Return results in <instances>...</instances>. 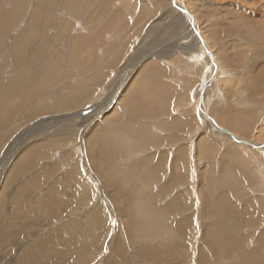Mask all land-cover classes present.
Masks as SVG:
<instances>
[{
  "label": "rangeland",
  "instance_id": "374dc122",
  "mask_svg": "<svg viewBox=\"0 0 264 264\" xmlns=\"http://www.w3.org/2000/svg\"><path fill=\"white\" fill-rule=\"evenodd\" d=\"M103 1L93 0L89 7L90 2L73 0H0L4 91L11 93L16 82L25 90L40 82L29 76L42 70L46 57L69 65L78 35L95 45L85 49L86 55L112 67L103 69L110 76L99 80L92 105L54 110L64 89L53 87L55 76L47 78L51 86L42 93L48 108L30 120L25 117L30 110L0 103V226L20 242L13 248L11 238L0 248L10 250L11 243L10 258L22 260L29 245H42L37 237L55 223L67 227L54 234L49 243L54 248L46 252L41 246V252L28 255L33 264H264V0H176L195 12V24L175 0H105L102 9L118 20L112 18L105 28L100 22L96 30L89 18ZM19 10L24 15L44 11L47 21L35 28L27 21L14 23ZM114 45L124 49L116 51ZM106 48L110 55L104 54ZM113 58H120L116 65ZM80 80L73 76L67 84L74 88ZM129 104H135L130 114H137V125L151 116V137L161 143L148 147L117 138L115 150H123L109 159L117 169L94 164L89 156L93 128L123 114ZM88 106L92 121L79 122ZM206 112L226 131L213 128ZM134 135L140 142L143 135ZM199 144L206 146L202 153ZM35 147L40 149L33 154ZM182 147L189 154L185 164ZM148 151L166 154L160 182L144 185L154 196L161 193L149 199L148 208L159 212L152 216V207L143 215L133 208L144 204L134 179L146 172ZM160 157L154 155L153 161ZM126 164L132 166L128 181L117 176ZM174 197L181 200L180 208ZM52 207L58 218L51 219ZM149 216L158 224L155 230ZM40 220L53 221L46 228ZM181 244L185 249L178 250Z\"/></svg>",
  "mask_w": 264,
  "mask_h": 264
},
{
  "label": "bare ground",
  "instance_id": "6f19581e",
  "mask_svg": "<svg viewBox=\"0 0 264 264\" xmlns=\"http://www.w3.org/2000/svg\"><path fill=\"white\" fill-rule=\"evenodd\" d=\"M69 1H72V0H69ZM74 2H84L85 5H86V2H90V5L89 7H92L93 6V0H84V1H79V0H73ZM98 1V0H97ZM77 2V3H78ZM93 2V3H92ZM71 3V2H70ZM95 3L97 4L98 2L95 1ZM73 4V3H71ZM175 4L177 5V7L179 9H181L182 11H185L184 7L180 6V4L178 2H176L175 0ZM74 5V4H73ZM105 5H107V3L105 4V0L103 1L102 5H100L101 7L98 9V14L96 16H91L90 15V21L91 23L96 27V30L98 29L99 25L103 22H105L106 26L105 27H108L111 25V21H112V18H116L117 19V14H115V16H113V14L110 13V11H106V9H102V7H104ZM43 6V5H42ZM76 6V5H75ZM98 6V5H97ZM39 7V6H38ZM88 9V8H87ZM26 11V10H25ZM186 13L191 17L193 18L194 20V24L195 22H197V15L195 14L194 11H189L188 9H186ZM29 12V11H28ZM27 13V12H25ZM94 13V12H93ZM110 14L112 16H110ZM93 15V14H92ZM13 22L14 23H22L23 21H27L29 23V25L32 27V28H35V26L38 24V23H45L47 21V16L45 14L44 11H39V10H33L31 11V13H28V14H25L24 15V12L23 10H19L17 11L14 15H13ZM25 19V20H24ZM99 21V24H97V22ZM101 22V23H100ZM115 23V22H114ZM66 26H67V23H64ZM115 25V24H114ZM197 26V25H196ZM103 28V29H104ZM4 31L5 30H1L0 29V36H3L4 34ZM201 32V30H200ZM198 33V31H197ZM198 37H201L199 34H198ZM196 39V37H195ZM197 40V39H196ZM203 40V39H202ZM203 42V41H202ZM108 45H111L113 44V41H109L107 43ZM203 44H205L203 42ZM209 44V43H207ZM92 45V46H91ZM93 47L95 46L93 43H91L90 41L86 40L84 37H80L79 35L77 36L75 42H74V46H73V53L72 55L70 56V62H69V65L67 66H61L59 65L58 62L54 61V60H50L48 57H46L44 59V62H43V67H42V70L41 71H38V72H35V73H31L29 78L31 81H33L34 79H36L37 77L39 78L40 82H34V86L32 87H29L27 90H25V85L23 82H16L13 86H12V90H11V93L8 92V90H5L3 89L2 87V82L0 83V103L5 100V103H6V107L9 109V105L12 106V108L16 109L19 108L20 110H30L29 113L25 114V117L32 119V115L35 114V113H41L43 112L44 110H46L48 107L46 104H44L43 102V95L42 93L45 92L48 87L51 86L50 82L47 80V78L49 76H55V79H56V82L54 83L53 87L60 84L58 87L59 89H63L61 92H59V97L57 98V103L53 106L54 110H56L57 108H63V109H60V110H65V109H69L70 108H75V106L77 107V109L81 108L82 106L84 105H87L88 103H91L92 100H96V96L94 94V91L97 87H99L100 85H102V83L99 82V80H105L106 78H108V76H110L109 73H106L105 70L103 69H109V68H112L110 67L109 64H106V65H103L101 66L100 64V61H98V58L96 60H93V57L92 56H88V54L86 55L85 53V49L87 47ZM43 48V46H42ZM207 48V47H206ZM209 48H210V45H209ZM111 49V48H110ZM114 49H117L116 51H118L119 49H124V47H118L117 45H114ZM105 50H107L106 52H104V54H109L110 50L108 48H106ZM210 51V50H209ZM177 52V51H176ZM113 53V52H111ZM114 54V53H113ZM214 54V53H213ZM86 55V56H85ZM212 55V53H211ZM212 58L214 59V62L216 61L215 60V56L213 57L212 55ZM114 59V60H113ZM113 63H115V65L118 63L119 59L117 60L116 58H113ZM152 61V60H151ZM150 61V62H151ZM107 63H109L107 61ZM112 62H110L111 64ZM60 67H63L60 68ZM51 70H56L54 72H52ZM91 73V74H90ZM81 74V76H80ZM82 74H85L82 75ZM73 76H76L77 78H80L81 80L77 83L75 82L76 84H74V88H72V86L69 85V83L67 84V79L73 77ZM66 77V78H64ZM216 77V76H215ZM66 80V81H65ZM70 81V80H69ZM48 82V84H47ZM110 82V80H109ZM47 84V85H46ZM164 84V83H162ZM27 91V92H26ZM124 91V90H123ZM13 95V96H12ZM40 96V97H37V96ZM3 98V99H2ZM205 98V97H204ZM201 101V100H200ZM112 103V102H111ZM28 104V106H27ZM95 105V104H94ZM92 106H90L89 108H85V111H86V115H83L82 113H79V118H77V120L80 122H89L92 121L93 119V116H94V112H89L91 111V108ZM128 107H132L134 108L133 105H128ZM91 108V109H90ZM96 108V107H95ZM84 108H82L81 110H83ZM94 109V108H93ZM202 109V108H201ZM59 110V109H58ZM25 111V112H26ZM128 111V110H127ZM66 112V111H65ZM110 112V111H109ZM131 111H128L126 114H122V115H118L117 117H114V119H110L109 120V123H103V124H99V123H96L98 125H96L94 128H93V138H94V141H97L99 142L100 146L103 148V149H107L109 150L110 152V155H120L119 152H121V150L123 149H119V150H115V145L118 144L117 141L119 139L118 142L119 143H123V141L125 139H128V138H138L137 136L134 135V132L136 134H142L143 136L145 134H147V144L146 146L149 147V145H153L152 143H150V138H149V135H148V117L145 118V121L142 120V122H140L139 125H137V122L138 120L136 119L137 118V114L134 113V114H130ZM142 114V113H141ZM62 115V114H61ZM206 115L207 117H211L207 112H206ZM24 117V115H23ZM59 118V117H58ZM63 118V117H62ZM208 118V119H209ZM212 118V117H211ZM61 119V118H60ZM65 119V117L63 118ZM67 119V117H66ZM186 119V118H185ZM184 119V120H185ZM211 120H214L212 121V125H213V128H216L220 131H226L222 128V126H219L218 123H216L217 121H215V119H211ZM60 121V120H59ZM64 121V120H63ZM51 123V121L49 122ZM183 123H185L183 121ZM83 124V123H81ZM182 124V123H181ZM76 125V124H74ZM72 125V126H74ZM185 125V124H183ZM189 125V124H188ZM78 126V125H77ZM88 126V125H87ZM211 126V124H210ZM82 127V126H81ZM90 127V126H89ZM179 127H182L179 125ZM184 127V126H183ZM65 128V127H64ZM227 129V128H226ZM179 130V129H177ZM72 131V130H71ZM88 131V130H87ZM86 131V132H87ZM222 131V132H223ZM229 132V130H228ZM91 133V132H90ZM232 133V132H231ZM227 134V133H226ZM61 135V134H60ZM235 135V134H234ZM84 136V135H83ZM61 137V136H60ZM75 137V136H74ZM77 137V136H76ZM75 137V138H76ZM142 137V136H141ZM177 138L176 136H172V138L174 139ZM234 137V136H233ZM92 138V137H91ZM235 138V137H234ZM237 139V138H236ZM241 139V138H240ZM243 139V138H242ZM241 139V140H242ZM238 140V139H237ZM128 141V140H127ZM249 141V140H248ZM248 141H245L244 143L245 144H248L249 142ZM85 142V141H84ZM129 142V141H128ZM247 142V143H246ZM252 143V142H251ZM201 144V143H200ZM199 144V149L202 153V148H206V146L204 147H201V145ZM202 144H205V142H203ZM252 144H256V143H252ZM258 144V143H257ZM76 145V144H75ZM207 145V144H205ZM260 145H263L264 147V143L260 144ZM258 145V146H260ZM185 146V145H184ZM128 147V145H127ZM187 147V146H186ZM186 147H182L181 148V152H180V155H181V160H182V163H185L183 160L186 159L187 155L188 154V150ZM36 150H39L40 147H35ZM114 150V151H113ZM127 150V149H126ZM16 151V149H15ZM24 151V150H23ZM149 152V151H148ZM161 156L159 158V160L157 162H154L155 159H154V155H158ZM150 155H153V156H150ZM166 155L165 153H156L155 152L152 154V152H149V155H147L146 157V162L145 164H143L144 168L146 169V172L142 173V172H138V174H135V182H136V179H137V182L136 184L138 183L140 185V190L138 193V196L137 198L139 197L141 191H142V194H145L143 200H144V204H141V206H138L136 205L134 208V210L136 209L138 213L142 214L148 210H152L151 207L152 205H150V207L148 208V203L150 204L151 203V200L149 199H152L153 197L156 198V195L157 196H161L158 191L156 192L157 194H155V196L153 195V189L152 191L150 192H146L145 189H144V185H152L153 182L155 181H158L159 179H161V176H159V174L162 175V168H165L166 167V157L164 156ZM33 156V154H32ZM31 156V157H32ZM20 157V156H19ZM29 156H27L28 158ZM46 158V157H45ZM157 158V157H156ZM26 159V158H25ZM154 159V161H153ZM27 161V160H26ZM33 162V160L31 161ZM35 162V161H34ZM7 163V162H6ZM14 163V161H13ZM18 163V161H17ZM17 163H14L13 165L17 164ZM21 163V162H20ZM25 163V161H24ZM19 164V163H18ZM30 164V163H28ZM50 164V163H49ZM152 164V165H151ZM12 165V166H13ZM21 165V164H20ZM26 166V165H24ZM151 166V167H150ZM6 167V166H5ZM29 167V166H28ZM14 168V166H13ZM17 168V167H16ZM35 168V167H34ZM25 169V168H24ZM29 169V168H28ZM166 169V168H165ZM35 170V169H34ZM136 170V169H135ZM16 171V170H15ZM21 171H24L23 169H21ZM126 172V171H125ZM125 172H122V171H118V174L119 175H123ZM18 173V172H16ZM19 173H20V170H19ZM25 174V173H24ZM28 174V173H27ZM38 175V174H37ZM24 176V175H23ZM42 176V175H41ZM45 176V175H44ZM175 177H178V176H175ZM46 178V177H44ZM180 177H178L179 179ZM43 179V178H42ZM49 179V178H47ZM27 181V180H26ZM33 181V180H32ZM36 182V181H35ZM43 182V181H42ZM44 182L46 183L47 181L44 180ZM37 183V182H36ZM35 183V184H36ZM44 183V184H45ZM29 184V183H28ZM32 184V183H31ZM34 184V185H35ZM42 184V183H41ZM24 185V184H23ZM27 185V184H26ZM138 185V186H139ZM30 186V185H29ZM28 186V187H29ZM36 186V185H35ZM32 188V187H31ZM27 189V188H26ZM162 192V191H161ZM22 195V194H21ZM5 196V195H4ZM179 197V196H178ZM180 198V197H179ZM114 200V199H113ZM112 200V201H113ZM155 200V199H154ZM181 201V200H180ZM179 199L174 197V202H175V207L177 208H180L178 205L180 203ZM153 203V202H152ZM174 207V208H175ZM153 210L152 212H148L150 213V215L152 216V214H159V212L157 210H155L154 206L152 207ZM139 209V210H138ZM165 213L166 214V210L165 209H162L161 210V213ZM172 213V212H171ZM90 214H94V212H91ZM137 214V213H135ZM169 214V213H168ZM163 215V214H162ZM52 216V215H50ZM92 216V215H91ZM165 216V215H164ZM150 217V216H149ZM47 218V217H46ZM56 217L52 216L51 219H54ZM96 218V217H95ZM94 217H91L92 220L95 219ZM45 222H52L53 220H44ZM145 223V222H144ZM144 223H141V225H138L140 228L141 227H145V224ZM150 223H151V228L153 230H155L157 227H158V224L157 222L155 221L154 218L150 217ZM8 224V223H7ZM9 225H11L9 223ZM17 226V225H15ZM151 229V230H152ZM234 230V229H233ZM59 232H61V230L59 229ZM15 233V232H14ZM62 236V235H61ZM60 237V236H59ZM207 239L210 240L209 238V235H206L204 237V239ZM58 240H60V238H57ZM12 241V240H11ZM53 240L51 239V242ZM63 241V240H62ZM231 241V240H230ZM213 243H215V241H212ZM19 243V240L18 239H14L12 245H13V248H14V245L15 244H18ZM182 245V244H181ZM42 245H38V246H35L33 248V250L35 251H39V249L41 248ZM55 246V245H54ZM185 249V246L184 244L182 246H180V248H178V250H181V248ZM235 247V245H234ZM13 248L10 250V252L8 251H0V264H9V262L11 261L12 262V258H10V254H12V250ZM241 246L238 245V249H240ZM2 249V248H0ZM42 249V248H41ZM40 249V250H41ZM47 249V251H46ZM44 250L46 252H48V248H44ZM15 251V250H14ZM235 251V250H234ZM41 252V251H39ZM43 252V251H42ZM44 254V252H43ZM42 254V255H43ZM46 254V253H45ZM25 255V254H24ZM41 255V254H40ZM39 255V256H40ZM36 256V255H35ZM38 256V258H40ZM12 257V256H11ZM241 257V256H240ZM21 258V257H20ZM33 258V257H31ZM27 256L23 257L22 260H19V257L18 259L16 260V264L18 262V264H33L32 262L29 261V259H31ZM35 258V257H34ZM45 259V258H44ZM37 260V259H36ZM38 261V260H37ZM40 261V260H39ZM248 262V260H246ZM245 261V262H246ZM33 262H35L33 260ZM238 263V258H237V261ZM244 262V263H245ZM36 263V262H35ZM38 263V262H37ZM117 263V262H116Z\"/></svg>",
  "mask_w": 264,
  "mask_h": 264
},
{
  "label": "crops",
  "instance_id": "0c3cea01",
  "mask_svg": "<svg viewBox=\"0 0 264 264\" xmlns=\"http://www.w3.org/2000/svg\"><path fill=\"white\" fill-rule=\"evenodd\" d=\"M88 105H89V104H88ZM132 105L135 107V104H132ZM89 107H90V106L86 107V109L89 108ZM75 108L77 109L76 106H75ZM131 109H132V107H128V108H127L128 111H130ZM127 110H126L123 114H126V113L128 112ZM84 113H85V114H84ZM82 114H83V115H86V111H83ZM118 115H119V114L115 115V117L118 116ZM120 115H122V113H121ZM155 116H156V117L153 118V120H154V119L157 120L158 114L155 115ZM150 117H151V116L148 115V118H149V119H150ZM159 117H161V116H159ZM149 119H148V126H149ZM173 121H174V120H173ZM148 135H149L150 141H151V143L153 144V146L158 145L159 143H161V141H162L161 138H158V137H151V133H150L149 128H148ZM170 137L172 138V136H170ZM135 141H136L139 145L146 146V144H147V134H145L144 136L141 137V141H140V142L137 140V138H135ZM93 143H94V147H93V149H90L91 152H89V156H90V160H91V162L93 161L94 164H96V163H98V162H103L105 165H107V167H109V168L112 167V170L117 169L116 167H114V166L111 164V162H110V160H109V159H110V156H111L109 150H107V149H103V148L100 146L98 140H97V141H94V138H93ZM179 151L181 152V150H179ZM33 152H37V153H38V150H36V149L34 148L33 151H32V153H33ZM158 153H160V152H158ZM33 154H35V153H33ZM106 155H108V158L105 157V159L102 161V157H103V156H106ZM180 156H181V155H180ZM180 162H181V161H180ZM184 164H185V163H184ZM133 166H135V167L137 168L136 165H133ZM94 168L97 170V169H98V165H95ZM125 168H126V172L122 175V179H123V180L126 179V180L128 181V179H130V178H129L130 175H128V173H129V171L132 169V166L126 164V165H125ZM118 171H119V169H118ZM118 171H117V176L119 175V174H118ZM155 182H156V181H155ZM157 182H160V179H159ZM49 197H50V196H49ZM49 197L47 198L48 200H49ZM50 202L53 203V200L50 199ZM138 206H141V205H138ZM52 213H53L54 217H56V218H58V216H59V214H60V213L56 214L55 209H54L53 207H52V209H50V215H52ZM94 213H95V212H94ZM134 213H135V212H134ZM96 214H97V213H96ZM98 214H99V213H98ZM99 215H100V214H99ZM93 221H94L95 223H97L95 219H94ZM38 222H43L44 225H45V227L47 228L48 222H45L44 220H40V221H38ZM50 223H51V222H50ZM60 225H61V224L56 225L55 223H54V224H51V225H48V228H49V229H47L48 231H44L42 234H40V235L37 237V238H38V241L41 242L43 248H48V249H50V248H54L53 246L49 245V243L51 242V239L53 238L54 234H58V233H60V232H59ZM62 225H64V226H62ZM62 225H61V231H62V229H65V227H67V226H66L67 224H62ZM14 235H15V234H12V233H10V232H9L7 235H4V233H3V227L0 226V244H1V245H3L4 241H5V242H6V241H11V238H12L13 240H14L15 238L19 240V237H18V236L15 237ZM19 243H20V242H19ZM19 243H18V244H19ZM69 243H70V242H69ZM18 244H15L14 247L17 246ZM27 245H28V244H27ZM38 245H40L38 242L32 243L31 245L28 246L27 251H31L35 246H38ZM49 246H51V247H49ZM1 248H2V249H7V250H9V247H1ZM11 249H12V248H11V243H10V250H11ZM56 249H58V248H56ZM10 250H9L8 252H10ZM27 251H26V255H31V254H34V253L38 252V251H33V252L28 253ZM55 253H57V252H55ZM93 254H94V253H93ZM14 262H16V260H15L14 258H12V264H14Z\"/></svg>",
  "mask_w": 264,
  "mask_h": 264
}]
</instances>
